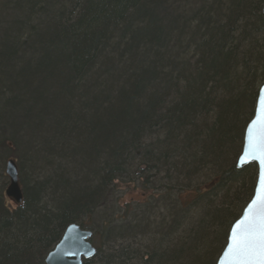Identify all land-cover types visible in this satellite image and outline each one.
<instances>
[{"label":"trees","instance_id":"1","mask_svg":"<svg viewBox=\"0 0 264 264\" xmlns=\"http://www.w3.org/2000/svg\"><path fill=\"white\" fill-rule=\"evenodd\" d=\"M263 7L0 0V264H44L71 224L92 232L83 264H216L256 181L236 161L264 83ZM152 170L171 219L149 215L155 195L117 215L116 186L155 187Z\"/></svg>","mask_w":264,"mask_h":264},{"label":"water","instance_id":"2","mask_svg":"<svg viewBox=\"0 0 264 264\" xmlns=\"http://www.w3.org/2000/svg\"><path fill=\"white\" fill-rule=\"evenodd\" d=\"M264 15V7L262 9ZM264 83L260 86L254 107V113L252 119L247 124L244 134L243 143L240 155L236 161V168L243 169L244 167L254 164L257 168V177L253 190L252 197L243 209L240 217L231 225L227 235L226 245L218 257L216 264H233L232 257L228 252V249L232 243L233 229L238 224L248 217L251 212H255L256 209L252 208L250 212V206L254 202H258L261 196L264 195V189L261 187V175L264 172V167L261 166L258 159L250 156L249 153V138L250 136L255 140L259 134L260 125L257 123L259 120V101L264 96ZM4 175L9 180V187L5 190L6 198L11 201L15 206H20L23 200L21 187L17 179V167L14 160L10 159L4 166ZM92 233L90 231L81 230L77 225H69L60 241L55 247L48 253L44 262L45 264H82L83 261L90 260L95 255V249L91 246L89 239Z\"/></svg>","mask_w":264,"mask_h":264},{"label":"snow or ice","instance_id":"3","mask_svg":"<svg viewBox=\"0 0 264 264\" xmlns=\"http://www.w3.org/2000/svg\"><path fill=\"white\" fill-rule=\"evenodd\" d=\"M264 92V89H262ZM259 134L249 138V155L264 167V96L259 101ZM264 189V172L261 175ZM255 208V212L251 209ZM251 214L233 229L232 243L228 249L233 264H264V195L250 206Z\"/></svg>","mask_w":264,"mask_h":264},{"label":"rangeland","instance_id":"4","mask_svg":"<svg viewBox=\"0 0 264 264\" xmlns=\"http://www.w3.org/2000/svg\"><path fill=\"white\" fill-rule=\"evenodd\" d=\"M9 158H14V157L9 156ZM3 172H4V169H3ZM148 177H150L149 182L154 183L153 186H155V187H151L149 185L144 186V181H142L141 183L135 184L134 186L133 185L128 186V184H118L116 186L115 191L117 192V198L119 201V204H118L119 206H116V207L117 208L119 207V209H120L118 211L117 215H121V216L130 215V213L133 211V208L135 206H137V204L146 203L148 201V196L155 195L156 201H152L154 203H152V205L150 207L151 213L149 215H161V217H164V218L166 217L167 221L171 219L170 216H169V218H168V216H166V215H168V212H166L165 209L163 208V206L160 204V203H162L161 200H163V202H164V199H162L160 197L161 189L158 188L159 186H157V185H159V182L156 180V179H159L160 177H157L155 171H153V170L148 174ZM201 182L202 181H200L199 183H201ZM4 183L6 186L7 180H4ZM164 183H165L164 181L161 182V184H164ZM206 183L207 182L201 183L199 186V188L202 192H205V190L207 189L205 187ZM143 188H145V189H143ZM5 189H6V187H4V190ZM4 190H3V192H4ZM5 205L10 210H12L14 208L13 203H11L9 200L6 201ZM154 209L158 212V214L155 212H152V211H154ZM134 214H136V213H134ZM108 216H110V214L108 212H102V215H100V216L96 215L95 224L99 225L102 222V220H105V217H108ZM108 219H112V216Z\"/></svg>","mask_w":264,"mask_h":264},{"label":"bare ground","instance_id":"5","mask_svg":"<svg viewBox=\"0 0 264 264\" xmlns=\"http://www.w3.org/2000/svg\"><path fill=\"white\" fill-rule=\"evenodd\" d=\"M8 160H10V159H8ZM8 160H6L5 161V164H6V162L8 161ZM12 160H14V159H12ZM15 161V160H14ZM15 163H16V161H15ZM5 166V165H4ZM16 167H17V179H18V183H19V185H20V181H21V178H22V176L21 175H23V173L20 171V168H19V166H18V163H16ZM6 180H7V183H6V186H4V187H6V189L9 187V180L6 178ZM21 186V185H20ZM5 189V190H6ZM5 190H4V192H3V196H4V198H5V200L7 199L6 198V196H5ZM8 200V199H7ZM6 200V201H7ZM96 254V253H95ZM95 256V255H94ZM44 264H45V262H44Z\"/></svg>","mask_w":264,"mask_h":264}]
</instances>
